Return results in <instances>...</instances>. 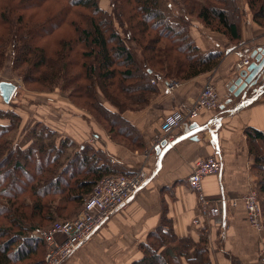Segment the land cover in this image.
Masks as SVG:
<instances>
[{"label":"trees","instance_id":"trees-1","mask_svg":"<svg viewBox=\"0 0 264 264\" xmlns=\"http://www.w3.org/2000/svg\"><path fill=\"white\" fill-rule=\"evenodd\" d=\"M58 1L65 5L59 10L54 9L59 7L55 0L53 4L56 7L48 11L44 3L49 0H0V62L5 53L2 46L10 37L9 41L15 43L16 50L19 46L20 65L30 63L35 69L45 68L57 75L60 71L68 72L72 68L75 63L73 52L77 41H80L87 51L85 57L92 61L86 64L87 79L95 76L109 104V108L98 101L94 104L109 124L110 128L105 131L113 141L114 136L127 138L131 151H142L144 146L136 128L123 115L127 111L144 110L157 95L156 85L150 83L154 70H159L165 78L188 81L214 70L222 60L221 52L200 53L189 36L190 22L183 21L180 27L171 24L159 9L160 0H124L122 4L127 6L123 8L125 12L119 7L120 15H116V21L127 27L123 28V36L135 41L140 48L144 69L139 66L96 0ZM247 5L250 10L257 9L256 12L252 11L253 22L263 26L264 0H248ZM69 7L90 11L87 16L79 15V24L73 22L70 25L78 40L66 36L53 38L70 14ZM239 8L236 0H211L200 8L195 18L205 29L221 34L229 43L236 45L241 40ZM80 23L86 24L87 28L81 27ZM48 37L55 41L46 46ZM176 40L185 45L178 47ZM33 61L35 64H32ZM117 77L122 83H127V86L122 83L118 86L125 102L105 93ZM68 79V85L72 83V88L77 81L75 78ZM158 79L162 77L158 76ZM88 92L93 99L91 87ZM9 115L8 112L0 111V120ZM8 127L0 121V264H26L38 255L39 248L42 253V256L38 255L42 257L40 264H44V244L37 236H32V233L40 230L37 220L50 222L61 218L66 205H83L84 199L100 179L124 172L118 166L111 165L103 152L81 145L73 158L67 159L68 168L64 174L69 173L71 168L74 170L67 179L61 175L51 178L50 174L56 171L61 156L54 154L59 145L52 142L49 149L40 148L39 158L30 155L24 158L29 151L10 148V144L3 140ZM245 133L249 141V153L254 158L253 170L259 178L258 173L264 175V152L256 142H264V134L253 129ZM257 194L264 201V179L258 180ZM28 197L34 199L31 204ZM55 222L58 221L51 224ZM163 222L168 226L160 225L147 237L148 241L146 239L139 244L142 257L132 264H212L204 237H200L198 242L188 237L178 238L173 232L171 221L164 217Z\"/></svg>","mask_w":264,"mask_h":264},{"label":"crops","instance_id":"crops-1","mask_svg":"<svg viewBox=\"0 0 264 264\" xmlns=\"http://www.w3.org/2000/svg\"><path fill=\"white\" fill-rule=\"evenodd\" d=\"M190 24L189 36L200 53L221 52L222 60L206 74L177 81L178 87L172 92L158 81L157 95L144 110L124 113L123 117L141 137L142 151H131L117 144L96 126H81L79 119L69 123L63 115L57 121L60 137L80 147L90 136H97L109 163L116 158L120 163L112 165L124 173L141 167L147 173L143 188L63 264H132L142 257L139 244L160 227L164 217L171 221L178 238L198 242L204 237L212 264H263L264 227L258 232L245 220L242 198L250 190H257L258 175L253 170L254 158L249 153L245 131L253 129L264 134V72L246 96H234L229 87L238 74L234 65L241 59L252 62V52L264 47V33L252 22L243 24L240 43L235 46L224 36L202 27L198 20L192 19ZM209 82L216 87L222 108L200 112L191 124L194 130L191 137H183L178 128L173 132L175 141L171 146L160 145L146 156L163 120L173 112L187 113ZM71 115L79 116L73 112ZM256 143L264 152V142ZM89 145L97 150V144ZM214 154L219 155L222 169L202 180V190L212 206L218 199L228 201L223 217L202 218L187 178L198 160ZM194 219L199 220V226L192 224Z\"/></svg>","mask_w":264,"mask_h":264},{"label":"rangeland","instance_id":"rangeland-1","mask_svg":"<svg viewBox=\"0 0 264 264\" xmlns=\"http://www.w3.org/2000/svg\"><path fill=\"white\" fill-rule=\"evenodd\" d=\"M96 1L98 7L107 13L108 17L113 23L114 29L120 34L125 45L135 57V60L137 61L139 66L144 69L143 65L141 64L142 57L140 48L135 43V41L127 40L123 36V28H127L126 25H120L116 21V15L121 12V9H119V7L122 8L123 12H125L123 8H127V6H124L122 4L124 0ZM210 1L211 0H160L159 9L170 21L171 24H176L180 27L183 26V21H186L188 23L191 22L192 19L197 20L195 18V14L200 11V8H202L205 3ZM247 1L248 0H236L238 7L240 6L238 11L239 17L241 19L240 28H242L241 26L243 24H246L248 22L254 23L253 12H256L257 9H254V11L252 9L250 10L248 8ZM57 2L59 4V7L54 9L59 10L65 5L64 2H60L58 0ZM53 3H55V0H49L48 3H44L45 7L48 8V11L54 10L53 6L55 5ZM69 9L70 14L67 16L64 23L57 29L55 34H53V38L56 37L57 39H60L62 36H66L67 38L78 40V36L73 33L72 27L70 25L73 22L79 24V15L87 16L90 11L77 7H69ZM127 15L128 14L126 13L125 17L128 19ZM261 22V24L264 26V21ZM254 24L260 29H262L261 31L262 33H264L263 26H260L256 23ZM81 27L87 28L86 24L83 23L81 24ZM9 40L10 37L6 39V42L2 46V49L3 51H5V53L3 60L0 62V81L13 83L17 87V90L14 96L12 97L10 103L8 104H5L0 97V111L10 113L9 117L0 120L1 124L7 125V127L9 126L6 129L7 131L3 137V140L10 144V148H16V150L20 151H29V154H25L23 156L24 158L26 155H30L33 158H39L38 152L40 148L47 147V149H49V144L52 142L56 145H59V149H56L54 151V154H57V156L61 155L59 156V164L57 163L58 166L56 168V171L54 173H51L50 175L51 178L61 175L64 179H67V176H69V174L74 171L71 168L69 173L64 174V172L68 168L67 159L70 160L71 158H73V156L75 155L74 153L78 150L79 147L72 140L67 138L63 139V137L59 136V134L57 133V121L60 120V118H62V116L64 115L66 116L67 122L69 123H72L74 120L78 121L79 119L82 124L81 126L84 127H89L90 125H93L94 127L96 126L97 129L99 128L101 131L102 129L105 131L110 128L108 122L106 123V120L103 118V116L105 115H103V113H100L96 109V107H94L96 101H98L102 105H106V107H108L109 104L106 102L105 97L101 91V85L98 83L95 76H92V78L90 79L91 81L87 79L88 74L85 69L86 64H91L92 61L91 59L89 61L87 60V58L85 57L87 51L84 45H82L80 41V44H78L79 42L77 41L75 51L73 52V58H75V63L72 65V68L69 69L68 72L60 71L59 74L54 75L49 72L48 69L45 68L35 69L33 68L34 66H32L30 63H23L22 65H20V60L18 57L19 46L16 45L18 46L16 50L14 48L15 43L10 42ZM145 40H147L146 37ZM54 41L55 39H50L48 37V39H46L45 45H52L50 44V42ZM176 41V45L178 47H182L183 45H185L180 40ZM43 42L44 40L41 41V44ZM238 45L239 44H236L235 46ZM244 60L245 59H241L238 62L240 63ZM32 64H35L34 61L32 62ZM236 65L237 62L234 65V69L236 68ZM237 75H235V78ZM153 76L156 80L158 76L162 77V79L174 80L171 78L163 77L164 75L156 69L154 70ZM68 78H75V81H77L72 88H70V85L72 83L68 85L69 81L67 80H70ZM114 82L112 86L107 87L108 89L106 88L105 93L110 97L115 96L120 102H125L124 96L118 91V86L122 83V81L118 78L115 79ZM122 84L127 86V83ZM89 87L92 88L91 93L93 99L91 98V95L88 92ZM71 112L79 116L72 117ZM96 138L97 136L92 135L88 139L87 143H84L82 145L90 146L89 144L91 143L93 146H95L96 143H93L92 141H96ZM114 141H116L117 144L125 146L127 148H130L131 146L130 141L127 138L114 136ZM96 148L97 150L102 152V148L99 149L98 146H96ZM18 158H20L21 161H25L22 157ZM258 174V180L260 178L264 179L263 174ZM257 197L258 202H260L259 206L261 209V219L263 224L264 201L261 200L258 194ZM27 200L30 204L34 201L32 197H28ZM81 206L82 203L80 205H78L77 203H71L66 205V207L63 206L65 210L61 212V218H56L54 221H69L74 219L80 213L82 208ZM54 221L47 222L37 220V224H39L40 228V230L38 231L48 228L51 222ZM161 225H165L166 227L168 226L167 223L164 222L161 223ZM32 236L33 238H35L36 234L32 233ZM38 255L42 256L41 248H39L38 250ZM38 255L33 257V259L31 261H28L26 264H31L30 262H33L34 264H40V260L42 257H39Z\"/></svg>","mask_w":264,"mask_h":264},{"label":"built area","instance_id":"built-area-1","mask_svg":"<svg viewBox=\"0 0 264 264\" xmlns=\"http://www.w3.org/2000/svg\"><path fill=\"white\" fill-rule=\"evenodd\" d=\"M249 65L248 60L237 62L235 70H244ZM163 86L170 92L178 87V82L168 79H160ZM154 76L150 79L152 85L160 81ZM223 104L219 98L216 87L212 82L206 84L200 91L197 98L192 102L187 113L173 112L168 115L154 134L150 152L158 148L163 142L171 146L175 141L173 132L178 128L183 137H191L194 130L192 122L202 111L215 112L222 108ZM191 133V135H189ZM101 148V140H93ZM95 144V145H96ZM111 164H119L116 158L110 159ZM222 163L219 155H212L206 159L198 160L187 178L189 189L196 195L199 205V212L202 218H215L225 214L226 198L218 199L217 204L212 206L203 193L202 180L210 175L219 174ZM147 173L144 167L124 174L110 175L100 179L91 193L84 199L80 213L69 221H58L48 228L37 231L36 236L42 241L45 247L43 258L44 264H63L74 252L85 244L104 223L123 208L145 185ZM245 207V220L256 230L262 231L261 209L255 190H250L243 198ZM235 204V203H234ZM193 225L199 226V220L194 219ZM264 264V256H262Z\"/></svg>","mask_w":264,"mask_h":264},{"label":"water","instance_id":"water-1","mask_svg":"<svg viewBox=\"0 0 264 264\" xmlns=\"http://www.w3.org/2000/svg\"><path fill=\"white\" fill-rule=\"evenodd\" d=\"M251 59L252 62L244 70L238 72L229 87V92L236 97L240 94L246 96V93L257 84L258 79L264 72V47L254 50ZM16 90L17 87L13 83L0 81V97L5 104L10 103ZM161 145L166 144L163 142Z\"/></svg>","mask_w":264,"mask_h":264},{"label":"snow or ice","instance_id":"snow-or-ice-1","mask_svg":"<svg viewBox=\"0 0 264 264\" xmlns=\"http://www.w3.org/2000/svg\"><path fill=\"white\" fill-rule=\"evenodd\" d=\"M189 135H191V133H189Z\"/></svg>","mask_w":264,"mask_h":264}]
</instances>
